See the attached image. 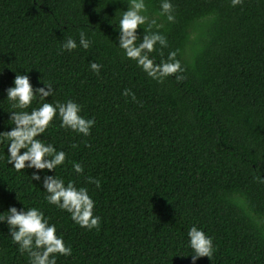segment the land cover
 I'll return each mask as SVG.
<instances>
[{
    "label": "trees",
    "instance_id": "trees-1",
    "mask_svg": "<svg viewBox=\"0 0 264 264\" xmlns=\"http://www.w3.org/2000/svg\"><path fill=\"white\" fill-rule=\"evenodd\" d=\"M127 2L0 0V132L11 130L5 90L16 74L28 75L34 89L53 84L47 102L78 103L95 120L89 136L61 128L59 119L44 136L66 153L56 175L88 189L100 222L81 228L47 204L34 170L7 164V142L0 143V213L23 205L43 211L72 249L57 264H192L193 225L214 245L211 259L195 264H264V0H170L172 22L159 15L161 0H146L167 41L151 58L175 52L183 69L159 83L113 44ZM80 31L90 47L60 52ZM90 62L101 65L98 75ZM0 264H28L5 224Z\"/></svg>",
    "mask_w": 264,
    "mask_h": 264
},
{
    "label": "clouds",
    "instance_id": "clouds-1",
    "mask_svg": "<svg viewBox=\"0 0 264 264\" xmlns=\"http://www.w3.org/2000/svg\"><path fill=\"white\" fill-rule=\"evenodd\" d=\"M239 2L240 0H231L233 6ZM120 12L115 25L118 29L115 30L116 43H112L122 51L125 59L135 61L142 72L158 83L183 72L180 62L175 59V52H170L167 60L159 63L151 58V53L167 47V41L159 32L161 25L149 17L146 0H128L127 10ZM172 13L173 5L170 0H161L159 15L172 22ZM154 26L156 30H153ZM138 29L142 30L140 34H137ZM91 43L85 32L80 31L78 43L68 37L62 41L60 52L71 53L77 47L86 50ZM89 68L98 75L101 65L90 62ZM176 79L182 80L183 76L177 75ZM43 85L44 87L34 89L28 75L16 74L13 86L5 90L6 100L14 109L8 112L9 121L12 122L11 130L0 132V143L7 142L6 162L17 172L26 168L33 169L31 181L39 182L47 204L68 213L79 227L93 230L99 227L100 222V217L93 213L95 202L86 187H77L71 180L65 183L62 177L56 175L55 170L64 164L66 153L47 142L44 134L53 120L59 119L61 128L86 137L90 135L95 120L85 119L80 114L81 106L71 99L65 102H47L46 98L54 96L55 88L51 83ZM123 95L132 94L125 89ZM34 100L38 105L36 107H32ZM72 169L76 174L83 173V167L78 162L72 163ZM48 172H53L54 175H48ZM90 182L96 188L100 187L99 180ZM0 224L7 226L9 237L18 251L27 254L28 264H57V255L68 257L72 254L71 247L66 246L63 237L57 235L56 225L49 223V218L37 207L26 208L23 205L19 210L14 206L9 207L7 211L0 213ZM187 247L192 253L189 255L192 264L202 257L211 259L214 253L212 238L195 225L187 231Z\"/></svg>",
    "mask_w": 264,
    "mask_h": 264
}]
</instances>
